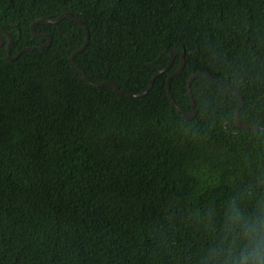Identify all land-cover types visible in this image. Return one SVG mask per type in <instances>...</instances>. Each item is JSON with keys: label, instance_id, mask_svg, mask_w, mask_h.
<instances>
[{"label": "trees", "instance_id": "1", "mask_svg": "<svg viewBox=\"0 0 264 264\" xmlns=\"http://www.w3.org/2000/svg\"><path fill=\"white\" fill-rule=\"evenodd\" d=\"M64 12L264 127V0H0V264H248L264 130Z\"/></svg>", "mask_w": 264, "mask_h": 264}, {"label": "water", "instance_id": "2", "mask_svg": "<svg viewBox=\"0 0 264 264\" xmlns=\"http://www.w3.org/2000/svg\"><path fill=\"white\" fill-rule=\"evenodd\" d=\"M65 16H68V17H70L71 19H73V20L77 21L78 23H80V24L84 27V29H85V31H86V37H85L84 43L82 44V46H81L79 49H77L76 51H74V52L71 54V57H70V58H71L72 63L74 64V66H75L80 72H82V75H83V77H84V79H85V81H86L87 83L92 84V85H96V86H101V87H102V86H107V85H112V86L114 87L115 92L118 93V94H120V95H123V96H129V97L143 96V95H144L145 93H147V92L149 91V89L152 87L155 76H156V75H159V73H162V72L166 71V70L170 67V65L172 64V61H173L175 55H176V54H179V55H180V63H179V66H178V68H177L174 72H172V73H170V75H168V77H167V79H166V91H167V95H168V98H169V101H170L171 105H172L173 107H175L180 113H182V116H183L184 119H191V118L194 117V115H195V113H196V110H195V104H194V99H193V97H192V94H191V92H190V88H189V87H190V82H191L192 78L195 77V76L201 75V76H206V77L210 78V79L213 80L216 84H218L220 87H222L223 89H225L227 92H230V93H233V94L239 96V98H240V103L237 105L236 110H235V122H236V124H237L238 126H240L241 128H254V129L264 130V127H263V126H257V125H251V124H244V123H241L240 120H239V118H238L239 110H240V108H241L242 105H243V99H242L241 95H240L236 90H234V89H232V88H225V87L221 86V85H220V84H219V83H218V82H217L212 76H210V74H207V73H204V72H199V73H198V72H195V73L191 74V75L188 77V79H187L186 85H187V90H188L189 97H190L191 111H190V112H187V111H184V110L178 108L177 105L175 104V102L173 101L171 95H170V84H169V83H170V79H171L172 77H175V76L179 75V73L182 71V69H183V67H184V64H185V60H184V56H183V54H182L179 50H177V49H173V50L170 52V58H169L168 63H167L163 68L158 69L157 71H155V72L152 74V76H151V78H150V81H149L147 87H146L143 91H141V92H138V93L124 92V91L120 90L119 87H118V85H117V83L113 82L112 80H107V81L100 82V83L92 82V81L89 79V77L86 75V72H84V70H83V69H82V68H81V67L75 62V60H74V55H76V54L80 53L81 51H83V49H84V48L87 46V44H88L89 32H88V29H87L86 25H85L83 22H81V21H79L78 19H76L71 13H69V12H64V13L60 14V15H59L57 18H55V19H44V18H41V19H37V20L33 21V22L31 23V25H30V30H31L32 33H34V34L37 35V36H41V37H46V38H47V41H46L45 43L40 44V45H37V47H44V46H47V45L50 43V41H51V37H50L48 34H46V33H39V32H36V31L34 30V28H33L34 24L37 23V22H40V21L49 22V23L58 22V21H60L63 17H65ZM3 35H6V36L8 37V42H7V44H6V57H7L8 59H10V60H14V59H16V58L21 54L22 51L27 50V49H32V48H34V46H26V47H23V48H21V49H20V50L14 55V56H12V55L10 54V43H11L10 35H9L6 31H4V30H2V29H0V46H3V44H4V37H3Z\"/></svg>", "mask_w": 264, "mask_h": 264}, {"label": "clouds", "instance_id": "3", "mask_svg": "<svg viewBox=\"0 0 264 264\" xmlns=\"http://www.w3.org/2000/svg\"><path fill=\"white\" fill-rule=\"evenodd\" d=\"M257 252L254 253L248 261V264H264V248H261V245H264V233L258 234L256 238ZM248 244H245L244 247H248Z\"/></svg>", "mask_w": 264, "mask_h": 264}]
</instances>
